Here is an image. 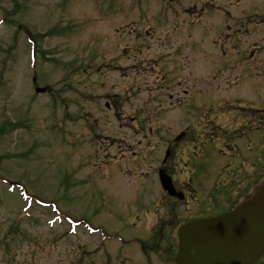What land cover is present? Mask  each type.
I'll use <instances>...</instances> for the list:
<instances>
[{
    "label": "rangeland",
    "instance_id": "rangeland-1",
    "mask_svg": "<svg viewBox=\"0 0 264 264\" xmlns=\"http://www.w3.org/2000/svg\"><path fill=\"white\" fill-rule=\"evenodd\" d=\"M107 1L113 6L105 0H0V264H75L74 253L80 245L79 238L84 236L91 240L93 237L80 231L79 227V237L69 235L64 240L60 237L54 240V236L60 235L64 228L69 229L70 224H65L67 223L65 220L64 228L57 223L54 226L47 224V218L53 213L46 207H39L38 204L31 208L26 218L16 221V216L21 212L24 202L17 195L18 188L10 192L9 183L7 185L3 181L6 186L2 183L3 177L23 182L26 188L40 199L57 201L63 209H59L62 216L68 213L74 219L80 216L86 217L96 225H104L108 232H114L124 240L129 239L131 235L149 238V217L143 215L141 222L137 224L135 220L131 221V218L139 208L137 194L145 196V200L142 201L145 207L156 197L158 185L154 177L152 175L145 177V183L134 189L133 194L125 191V188L121 192L119 187L110 188L103 185L107 180L99 178L94 172L93 163L89 167L85 159L90 156L86 151H93L91 145H94L92 142H95L96 136L91 130L87 132L85 126L94 125L95 132L107 135L113 123L117 127L123 121L122 115L128 118L127 115L130 113L131 120L138 116V122H146L144 118L152 122L149 112L159 99L164 100L166 103L164 105H171L165 100L167 95L176 89L174 82L168 81L170 78H166L168 82L160 86L156 83L158 79L155 74H152L146 79L142 88L138 86V82L132 80L133 90L128 93L127 88L117 81L116 72L108 66L112 54L106 48L113 45L150 43L157 45L155 42L157 33L153 28H148L154 23L152 12H155V19L160 21L164 16L163 13L156 11L158 5L162 4L165 8L173 2L171 0L169 2ZM188 2L189 0H181L179 3L176 0L171 8L172 15L180 20L176 29L178 34L172 36L176 45L188 42V37L185 36L186 30L183 29L186 28L184 26L186 21L184 22L182 20L184 16L179 14ZM144 5L147 6V13ZM166 23H170V18ZM56 24H61L60 33L43 36L42 33L53 29L52 26H57ZM24 26L32 29L38 40V72L41 76L39 84L43 86L47 83L53 84L56 92L53 86L51 91L46 93L34 91L31 82L30 52L35 43L33 44ZM63 27L65 32H62ZM122 27L125 28L121 33L122 39L117 40L115 38L119 33L118 28L122 29ZM128 29L133 30V34L140 31L144 34L133 35L131 40L124 39ZM112 39H115L114 44H111ZM79 45H83L81 49ZM87 48H89L87 56L91 58L89 61L84 59L86 54H83ZM78 52L80 55L83 54L84 60H78ZM146 55L150 54H144L135 60L138 67L139 58H144ZM52 58L56 59V62L49 60ZM148 63L149 59L146 65ZM117 64L125 67L126 62L120 59ZM81 66H92L91 70L94 73L87 76L89 80L99 81L101 83L99 88L94 86V83L92 90L83 87L90 81L82 80V83H76L80 78L62 81L67 75L74 74ZM94 66L97 70H94ZM197 66L202 67L199 63ZM106 77L109 79L107 82L104 80ZM112 90L120 92L125 90L127 104L130 105V108L120 105L115 110L118 116L116 120L112 118L113 112L105 108V97H97L100 94L98 92H112ZM55 95L64 96L70 101L66 103L69 114L62 112L61 101L57 100ZM138 95L141 99L137 98ZM253 98L257 103L261 101L260 96ZM87 111L89 112L86 113ZM232 114L230 119L232 123L234 120L233 127L241 123L264 124V109L259 110L253 117L244 113ZM164 117L171 120L168 115ZM63 118L67 120L63 121ZM184 121L177 120V125H182ZM81 140L87 141V145L81 146L82 143L79 142ZM108 142H112V139H108ZM93 159L95 160V156ZM101 160L106 161V157L102 155ZM259 162V160L257 164L246 162V169H251L253 173L258 169L260 173L261 170L257 168ZM124 163L125 161L120 164L123 166ZM110 168L106 165L103 170ZM233 173L234 171L229 173L228 180H232L230 178ZM253 173H248L246 181H240L239 177H236L239 186L236 190L239 194L246 195L247 191L249 193L253 190L248 186L253 181L250 179L252 178L250 175L254 178ZM114 174L116 180L120 177L128 179L127 183L130 187L137 186L141 181V178L135 176L128 178L129 176L121 174L119 169L115 170ZM182 177L185 178L183 175ZM205 182L208 184L206 180ZM203 184L204 180L198 181L201 199L199 204H195V212L209 217L231 208L232 198L225 188L220 187L210 192L204 189ZM245 187L246 189L243 190ZM168 201L172 203L174 200L169 198ZM114 242L119 240L107 241L110 246H114L112 244ZM84 244L89 245L90 242ZM128 249L143 256L135 246H130ZM102 254L103 251H99L94 259L99 260Z\"/></svg>",
    "mask_w": 264,
    "mask_h": 264
},
{
    "label": "flooded vegetation",
    "instance_id": "flooded-vegetation-1",
    "mask_svg": "<svg viewBox=\"0 0 264 264\" xmlns=\"http://www.w3.org/2000/svg\"><path fill=\"white\" fill-rule=\"evenodd\" d=\"M227 1L236 10L231 12ZM219 9V20L214 29L224 38L221 45H247L244 54L254 61L261 60L264 66V0L254 3L252 0H223ZM216 45V43H214ZM242 47L238 48L241 52ZM251 78L264 79V67L250 71ZM255 82H258L255 81ZM160 264H170L167 257H158ZM152 264L151 258L148 259ZM139 264L140 261L129 256H118L111 264Z\"/></svg>",
    "mask_w": 264,
    "mask_h": 264
},
{
    "label": "water",
    "instance_id": "water-1",
    "mask_svg": "<svg viewBox=\"0 0 264 264\" xmlns=\"http://www.w3.org/2000/svg\"><path fill=\"white\" fill-rule=\"evenodd\" d=\"M235 220L243 228L247 227L243 230L247 242L241 248L243 252L239 258L233 255L231 261L242 260V264H250L264 251V185L252 200L237 209Z\"/></svg>",
    "mask_w": 264,
    "mask_h": 264
}]
</instances>
